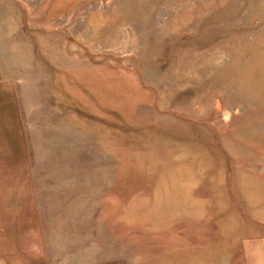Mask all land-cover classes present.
<instances>
[{"label": "rangeland", "instance_id": "1", "mask_svg": "<svg viewBox=\"0 0 264 264\" xmlns=\"http://www.w3.org/2000/svg\"><path fill=\"white\" fill-rule=\"evenodd\" d=\"M0 264H264V0H0Z\"/></svg>", "mask_w": 264, "mask_h": 264}]
</instances>
